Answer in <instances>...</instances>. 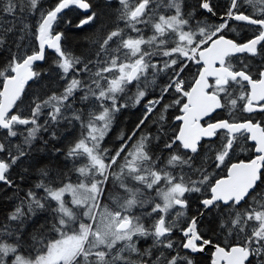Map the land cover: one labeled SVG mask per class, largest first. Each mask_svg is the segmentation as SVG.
<instances>
[{
	"label": "snow or ice",
	"instance_id": "1",
	"mask_svg": "<svg viewBox=\"0 0 264 264\" xmlns=\"http://www.w3.org/2000/svg\"><path fill=\"white\" fill-rule=\"evenodd\" d=\"M118 3L122 6L120 19L138 36L125 38L124 28L117 26L91 41L99 48L97 62L93 65L96 71L93 72L89 67L92 60H82L64 50L61 46L63 34H53V23L58 14L71 5L89 10L91 5L87 0H58L46 12L39 9L40 0H0V52L9 54L5 63L0 65V154H3L0 155V183L8 188H18L11 178V169L29 156L33 143L42 138L40 133L51 129V137L56 139L57 131L53 125L62 121L69 125L73 121L79 122L82 129V138L69 147L67 157L75 159L86 155L88 159V164L76 169L80 177L76 183L60 181L58 186H54L51 169L39 160L36 162L38 182L8 213L7 221L0 224V264H195L190 253L204 252L208 246L214 247L211 264H264V124L253 119L241 122L235 118L209 119L201 123L217 110L227 109L229 115L238 107L248 114L264 112V66L258 70V78H253L248 65L236 69L230 59L235 53L264 56V0H230L223 22L216 25L198 22L195 29L188 27L190 19L182 12V0H168L165 6L174 8L175 14L159 15L158 20L153 19L155 9L150 8L153 0H138L135 6L130 0H118ZM244 4L252 7V14L241 11ZM199 7L214 14L210 0H201ZM18 9L20 12L40 11L34 31L23 18L20 20L23 25L20 31H31L39 42L38 49L30 54L22 51L20 41H23V35L15 42V51L9 44V34L17 29L14 22L5 24L4 14L15 17ZM98 19L100 14L91 12L77 27L94 24ZM228 20L254 26L256 34L243 43L227 39L222 33L229 26ZM138 24H150L154 34L145 39ZM170 40L175 42V46L168 48L166 45ZM142 45H155V50L149 52L142 49ZM46 47L57 54L58 59L54 63L61 70L60 78L67 81L64 90L46 99L36 97L29 105V116L19 112L13 114V109L19 107L18 102H23L25 85L41 76L34 69V64L45 60ZM122 50H128L125 57L134 59L119 61V56L114 53ZM157 54L170 58L163 62L162 68L151 63V56ZM101 56L105 59L101 60ZM179 57L202 65L194 83L187 89L181 76L187 65ZM149 69L156 70L152 73V80L147 78ZM166 70L171 72L167 83L160 86L158 96L147 99L139 122L126 138L121 135V146L109 157L108 150L102 148L100 142L110 130L116 113L127 107V104L118 102V94L124 93L135 81L134 102L140 104L148 96V89L155 88L157 73ZM114 71L115 75H104ZM81 74L90 76L85 80L80 78ZM245 82L250 86L248 91H244ZM237 86L240 89L238 95ZM77 92L83 93L81 102L94 98L98 108V111L89 110L86 120L84 109L73 106ZM172 92L179 97L173 103L181 105L182 115L176 120L182 124L178 132L164 143V149L170 150V154L165 166L157 168V160L150 154L149 144L153 139L160 140L161 136H152L144 132V128L159 112L154 123L160 125L158 132L163 131L164 113L173 105L162 102ZM239 101L243 104H238ZM19 126H25L24 131ZM138 133L139 139L134 140ZM17 136H23V142L13 145L11 138ZM204 138H207V144H202ZM133 140L131 150L123 157L125 163L119 166L120 174L116 176L128 197L120 205L121 210L113 212L105 206L97 219L95 210L99 208L100 198L112 174L109 170L117 164L128 142ZM241 140L254 142L255 155L247 161L231 162ZM202 149L204 156L201 157ZM55 152H60V149H55ZM196 157H201L199 166L195 164ZM176 168L180 169L179 174L169 170ZM213 168L221 169L224 174H210ZM122 176L149 190L163 181L164 187L156 188V195L162 203L155 202L151 211L145 214L152 218L147 226L142 217L130 213L136 207L143 208L153 202L144 198L141 188L126 184ZM186 193H201L199 204L191 216L183 211L190 207ZM66 194L71 196V205L83 210L80 215L69 207ZM175 206L182 211H177L174 218L166 219ZM213 210L217 216L211 222L215 226H210V230H219L226 240L232 237L234 243L221 246L200 231L204 216ZM41 212H49L50 216L33 229L31 250L25 249L24 230ZM81 216L92 223L83 222ZM176 232L181 233L178 241L173 239ZM13 237L14 242L9 243L8 238ZM134 237H151L152 244L141 250ZM118 242H124L119 249ZM154 250H158V254L153 258ZM133 253L139 257L137 262L130 258Z\"/></svg>",
	"mask_w": 264,
	"mask_h": 264
},
{
	"label": "trees",
	"instance_id": "2",
	"mask_svg": "<svg viewBox=\"0 0 264 264\" xmlns=\"http://www.w3.org/2000/svg\"><path fill=\"white\" fill-rule=\"evenodd\" d=\"M191 5L190 8L195 10L196 12L193 14L195 18L197 13L202 14L203 16H207L209 18L212 17V13L206 12L204 9L199 7L200 2L196 0H190ZM222 0H213L214 6H218L219 2ZM58 0H40L39 9L41 11H47L50 8L54 7ZM91 5V12H97L100 14V19H98L94 24L86 25L82 28H78V21L81 18V12L77 10L76 7H72L63 18L59 21L64 23L63 26V43L62 48L68 52H71L73 55L80 57L82 60H92L93 64L89 65L92 68V71L95 72L96 68L93 66L97 62L96 53L99 51L97 45L91 43V41L96 40L104 35H106L109 31L114 30L117 26L120 28H124L125 38L129 35L133 38H136L138 34L132 31L130 28L125 27V21L120 19V9L121 5L118 3V0H88ZM135 2L138 0H130L132 6H135ZM165 2L166 0H153V3L150 5V8L155 9V14L153 15L154 20H158L159 15L167 16L168 12L165 10ZM114 3V4H113ZM157 4L160 5L157 8ZM229 6V5H228ZM228 10V7H227ZM151 14V13H150ZM201 15V16H202ZM5 17V24L8 23H15L16 24V31L9 34L8 40L9 44L12 46L13 50L15 51V42L19 40L21 35L24 36L23 41H20L22 44V51H27L29 54L31 51L38 49V41L35 37L31 34V31L35 30V25L37 20L40 17V11L36 12H29L25 10L24 12H20L19 9L17 10L15 17L8 16L6 13L4 14ZM21 18H23L24 23H27L31 26V31L28 33H23L20 29L23 25L20 23ZM67 20H70V24L65 23ZM100 25H103L100 28ZM138 28L141 29V33L145 39H147V35L145 32H151L150 37L154 34V29L149 24L147 26L143 24H138ZM99 28V30H98ZM232 32H229V35L232 36ZM175 46V42L170 40L166 47L171 48ZM115 47V45H113ZM142 49L147 50L149 52H153L155 50V45L149 47L147 45H142ZM128 50H122L120 53H114L115 55L119 56V61L121 62H128L129 58L125 57L124 53ZM9 58V54L7 51L0 52V65H3L6 59ZM58 59L57 54L53 51H48L45 60L34 67V69L41 73L39 80L34 81L25 89V94L22 96V103L18 102L19 107L14 108L13 114L17 112L22 113L24 116L30 115V103L36 97H40V99H46L47 97L51 96L53 93H61L64 90V87L67 81L62 80L61 70H59L54 63ZM101 60L105 59V57L101 56ZM170 59L169 57H163L162 55H153L151 56V63H155L158 67H163V62L165 60ZM179 60L183 61L187 67L184 68L183 73L181 74L182 78L185 81V88H190V86L194 83V79L198 75V70L202 67V65L196 64L194 61H189L184 57H179ZM155 69H149L147 78L148 80H152V73L155 72ZM115 71L112 74L105 73V76L115 75ZM169 75H171L170 70H166L164 72L157 73L156 76V86L155 88L148 89V96L145 100L141 101L140 104H135L134 97L137 91L136 84L137 82H133L132 84L128 85L125 92L122 94H118L120 104H127V107L121 108V110L116 113L115 119L112 122V126L108 133L105 135L104 139L100 142L101 147L108 150V156L115 154V151L119 149L121 146V135H124L125 138L131 131L135 128V125L139 122L141 116L144 112V105L147 99H151L154 96L159 95V88L163 84L167 83ZM90 74H81L82 79L87 80ZM102 83H104L102 81ZM141 87H143V83H141ZM83 95L82 92L76 93V101L74 103L75 108H82L84 109V118L87 119V112L89 110H97V105L94 98L89 99L87 102H81L80 97ZM179 98L178 94L172 92L170 95H166L163 104H171L172 107H169L167 112L164 113L166 120L163 126V131L158 132V128L160 125L154 123L159 116V112L154 115L147 123L148 126L144 128V132L151 133L152 136L160 135V140L153 139L151 144H149V148H155L157 154L156 156H152L154 160H157V168L164 167L167 161V158L170 154V150L164 149V143L168 141L171 137H173L178 132L179 122L176 120V117L181 114L180 107L181 105H175L173 102L175 99ZM238 104H243V101H239ZM47 111V110H46ZM237 115L240 116L238 120H246L249 119L247 115L241 112V109L238 107L236 110ZM218 116L224 119H233V115H229L227 109H224L222 112L218 113ZM43 120V117L41 118ZM264 124V123H263ZM53 127L57 131V138L53 139L51 137V129L49 132H42L40 133V137L38 138L32 145V149L29 153V156L24 158L17 166H14L11 171L10 175L11 178L15 181L18 188H8L3 183L0 184V224L7 221L8 213L14 210L15 206L20 203V198L24 196L29 188H34L35 183L39 180V174L36 171V162L39 160L43 163V165L47 166L51 169V178L55 181L54 186H58L60 181L68 182H77L79 177V173L76 171L77 168L88 164V159L86 155L77 157L75 159L67 157V151L70 146L74 145L79 139L82 138L81 133L82 129L79 122L73 121L71 125L68 124L67 121H62L59 125H53ZM21 131H24L25 126H19ZM26 135V131L24 133ZM83 135H87V132L84 131ZM139 139V133L134 140ZM215 139V138H214ZM12 144H22L23 136H17L11 138ZM133 141L129 143V149H131ZM47 141V144L44 143ZM132 143V144H131ZM208 140H204L202 144H207ZM59 148L60 152H55V149ZM165 153V160L160 162V154ZM3 155V154H0ZM254 146L250 144V142L241 140L238 142L234 154H232L231 162H237L239 160H249L250 158L254 157ZM204 156V150L201 151V157ZM201 157L195 158V164L199 166L201 162ZM121 159L117 161L116 165H113L112 168L109 170L110 174L108 182L106 184V189H110L111 184L114 180V175L116 173L115 169L117 166L123 165L120 162ZM108 163V159L105 161ZM228 163V161H226ZM223 166H221L222 168ZM27 169V171H25ZM174 172V174H179L180 169H169ZM186 172L188 171L187 167L184 169ZM212 173H219L223 175L224 173L221 169H210V174ZM23 176V179L20 177ZM56 177H59V180H56ZM196 177L193 176V179ZM134 187L141 188L144 192V198L151 200L153 203L145 204L143 208H139V213H136L135 216H140L143 218V222L145 223L144 218V210L148 208L149 212L151 211L152 206L155 202H160V198L156 195V188L157 187H164L163 181L160 185L154 186L153 189L146 192V187L138 182H136ZM264 187V186H262ZM40 194H43L41 190ZM186 196L189 197V204L190 207L186 211L187 216H191L195 213V209L199 204V199L201 198V193H191L187 194ZM250 203H253L250 201ZM52 205L55 206V202H52ZM246 207V206H245ZM177 211H182L179 208L174 207L170 210V215L166 217V219H171L175 217V213ZM155 215V214H154ZM50 216L49 212H41L39 213L33 222L29 223L27 228L24 230L23 236V244L25 249L31 250L32 240L30 234L32 233L33 229L43 223L45 219H48ZM217 213L215 210L206 213L203 218L202 224L199 226L200 231L204 233L206 238H211L215 242L219 243L221 246H224L225 243H234L232 237H228L227 240L223 235L219 233V230L213 232L210 230V226L214 227L215 225L211 222L215 221ZM183 219V218H182ZM152 222V218L149 217V224ZM150 238V242L152 244V238ZM181 238V233L176 232L173 235V239L179 240ZM15 238H8V242H14ZM134 240L137 241L136 246L143 250L145 248V238H137L134 237ZM186 252V250H184ZM154 252H158V250H154ZM153 252V253H154ZM181 254H184L183 252ZM192 258L195 260V264H211L212 254L207 252L205 255L198 254L194 255L191 254Z\"/></svg>",
	"mask_w": 264,
	"mask_h": 264
},
{
	"label": "flooded vegetation",
	"instance_id": "3",
	"mask_svg": "<svg viewBox=\"0 0 264 264\" xmlns=\"http://www.w3.org/2000/svg\"><path fill=\"white\" fill-rule=\"evenodd\" d=\"M196 1L201 2V0H196ZM87 2H88V0H87ZM167 3H168V0H166L165 5H167ZM210 3L213 6V12H214V14H212L211 18H209L207 16H203L200 13H197L196 17L194 18L193 14L196 11L192 10V8H190L191 1L190 0H182V12L184 13L186 18L190 19V25L188 27H191L192 29H195L198 22H202L203 24H206V25H216V24H219V23L223 22L224 19H226L225 13L227 12V7H228V5L230 3V0H222L221 2H219L218 6H214L213 0H210ZM72 7H76V6L73 5ZM164 9L167 10V12H168L167 16L175 14V9L174 8L173 9H169V8H167L165 6ZM77 10L80 11L81 15H82L78 22H80L82 19H85L88 16V15L84 14L80 9L77 8ZM241 11H244L246 14H252L253 9H252L251 6H249L247 4H244L243 7L241 8ZM66 13H64L62 16H60L54 22V24H53V34H55L57 32L63 34V26L62 25L64 23L59 22V21L63 18V16H65ZM90 14H91V12H90ZM65 23L70 24L71 22H70V20H67ZM228 25L229 26L224 29L222 34L227 39H233L234 41H236L238 43L247 42L249 39L253 38L254 35L256 34L255 27L251 26V25H247L245 22L235 21V20H228ZM188 27H186L185 30H188ZM229 32L233 33L232 36L229 35ZM145 33H146L147 37L149 38L151 32H145ZM259 47L260 46H258V49H259ZM230 59H231V63L233 64V66L236 69H240V68L244 67V65H248L249 66V70L251 71V74L253 75V78H258V70L261 68V66H264V56H261V55L252 56L249 53H245V54H240V55H233ZM210 82H212V81L210 80ZM249 89H250V87L245 82L244 91H248ZM239 91H240V89L237 86L236 95L239 94ZM222 111H218L213 117L203 120L202 123H204L205 121H207L209 119H211V121L224 119V118H221V117L218 116V113H220ZM241 112L243 113L242 110H241ZM233 114H237L236 111H234ZM245 114L247 115V117H249V119H253L255 122H261L262 124L264 123V112L257 111V112L252 113V114H248V113H245ZM180 115H182V113ZM177 121L179 122V126H180L182 124L181 121H179V120H177ZM238 121L242 122L244 120L241 119V120H238ZM179 126H178V129H179ZM129 142H128V147L126 148L125 152L121 154L120 158H118V160L121 159L120 162L123 163V164L125 163L123 157L127 154L128 151L131 150V149H129V144H130ZM149 150H150V154L155 157L156 154H157L155 148H153V149L149 148ZM129 159H131V157H129ZM164 160H165V153L162 152L160 154V162H163ZM115 171H116V173L114 175V180H113V182L111 184L110 189H106L105 188V193L100 198L99 208H97L95 210L97 219L100 218V213L103 212L105 206H107V208L110 211H113V212L121 210L120 209V205L128 197V193L124 189H122L120 187V180H118L116 178V176L120 174V167L117 166ZM121 179H123L124 182L126 184H128L129 186H131V187H134L136 185L135 181H133L129 177L122 176ZM74 183H76V182H74ZM145 190H146V192H149V189L146 188ZM65 199H66V201L69 202V207H73L74 210L77 212V215H80V213L83 210L79 209V208H75L73 205H71V196L66 194L65 195ZM139 211H140L139 208L136 207V208L132 209L130 214L135 216V214L139 213ZM147 212H149L148 208H146V210H144L145 214ZM144 218H145V225L147 226L149 224V217L144 215ZM81 220H83V222H85V223H92V221H89L86 217H82L81 216ZM76 227L78 228V224L76 225ZM93 227H95V224H93ZM145 240H146L145 248H148V246L151 245L150 238H147ZM123 243L124 242H118L117 249L122 247ZM115 251L116 250L114 249L113 250V254H115ZM209 251H210L211 254L213 253L212 249H208L206 251V253L209 252ZM157 254H158V252H154L153 253V258ZM205 254H203V255H205ZM124 255H128V253H124ZM130 258H131V260L133 262H137L139 260V257L135 253L131 254ZM92 259H94V258H92Z\"/></svg>",
	"mask_w": 264,
	"mask_h": 264
},
{
	"label": "water",
	"instance_id": "4",
	"mask_svg": "<svg viewBox=\"0 0 264 264\" xmlns=\"http://www.w3.org/2000/svg\"><path fill=\"white\" fill-rule=\"evenodd\" d=\"M72 6L73 5H71L69 8H67V9H64L60 14H58V18L60 17V16H62L64 13H66L67 11H69L71 8H72ZM77 7V6H76ZM78 9H80L79 7H77ZM84 14H86V15H89L90 14V12H91V8L89 9V10H84V9H80ZM57 18V19H58ZM54 24V23H53ZM61 46H62V39H61ZM38 47H39V42H38ZM47 51H54V50H52V49H48L47 47H46V49H45V57H46V53H47ZM240 54H245V53H235L234 55H240ZM44 61V60H43ZM43 61H38V62H35V64H34V66H36L37 64H39V63H42ZM210 80H211V78H210ZM33 81H29L28 82V84L27 85H25V89H26V87L27 86H29L31 83H32ZM250 87V86H249ZM218 111H220V110H217V112ZM13 112H14V109H13ZM217 112H215V113H213L212 114V116L211 117H213ZM208 117H205L204 118V120L205 119H207ZM203 121V120H202ZM202 121H201V123H202ZM182 123V122H181ZM204 139H207V138H204ZM203 139V140H204ZM202 140V141H203ZM250 141V143H252L253 145H254V142H252L251 140H249ZM177 207H179V206H177ZM180 208V207H179ZM208 249H212L213 250V252H214V247H212V246H208V247H206L205 248V251L204 252H200V253H191V254H194V255H198V254H205L206 253V251L208 250ZM187 251V250H186Z\"/></svg>",
	"mask_w": 264,
	"mask_h": 264
},
{
	"label": "rangeland",
	"instance_id": "5",
	"mask_svg": "<svg viewBox=\"0 0 264 264\" xmlns=\"http://www.w3.org/2000/svg\"><path fill=\"white\" fill-rule=\"evenodd\" d=\"M233 118H235V119H240V116L239 115H237V114H233V116H232Z\"/></svg>",
	"mask_w": 264,
	"mask_h": 264
}]
</instances>
